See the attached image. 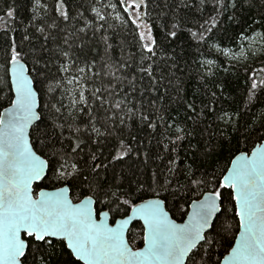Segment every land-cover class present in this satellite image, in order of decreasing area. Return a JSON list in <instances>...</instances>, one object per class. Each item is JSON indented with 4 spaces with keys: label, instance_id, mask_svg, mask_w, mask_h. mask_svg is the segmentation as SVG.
I'll return each mask as SVG.
<instances>
[{
    "label": "snow or ice",
    "instance_id": "6c2138e0",
    "mask_svg": "<svg viewBox=\"0 0 264 264\" xmlns=\"http://www.w3.org/2000/svg\"><path fill=\"white\" fill-rule=\"evenodd\" d=\"M118 4L137 10L116 19L134 25L140 41L139 55L119 65L98 63L70 34L46 46L59 21L84 15L67 0H56L51 23L48 6L33 0L19 39L0 41V264H264V110L249 115L264 105V79L253 72L238 100L224 80L204 84L221 56L247 59L221 46V17L243 38L244 26L264 28V0ZM151 11L163 40L146 23ZM182 11L199 16L195 31ZM104 23L85 21L78 32ZM29 28L41 34L38 46ZM193 43L204 91H189Z\"/></svg>",
    "mask_w": 264,
    "mask_h": 264
},
{
    "label": "trees",
    "instance_id": "16d2710c",
    "mask_svg": "<svg viewBox=\"0 0 264 264\" xmlns=\"http://www.w3.org/2000/svg\"><path fill=\"white\" fill-rule=\"evenodd\" d=\"M42 2L48 6V10L51 15L44 16V13L39 11L38 15L44 16V20L47 23H51L52 16H58V13L52 11L56 0H42ZM190 2H196V0H190ZM32 3L33 0H0V41L6 40L11 35H15L19 39L25 26L28 25L32 18ZM67 3L71 6L73 13H75L78 9L80 12H83L84 15L83 17L73 19L70 22L59 21V28L57 30H53L52 33L57 36V40L52 41L49 39L46 44L47 47L56 48L58 44L62 45L63 37L70 34L69 42L74 46L79 43H86L87 47H91L93 49L92 55L96 57L98 63L103 59L108 60L110 64L114 63L119 65L122 60L131 59V53H135L137 56L139 55V30H135V26L131 23L121 25L120 21L116 19L117 15H119L122 19L129 21L134 19L129 8L127 11L124 10L125 7H127L126 5L118 4V0H67ZM109 4H116V9L113 10L111 7H105V5ZM93 7L100 10L101 14L108 18L106 23L94 19L95 14L91 10ZM9 10L15 11L14 18L6 15V11ZM140 11H143V9ZM209 11L210 7L205 10V17ZM151 15L153 19L147 20L146 23L151 25L152 35L155 36L158 41L163 40V32L160 29L159 23L154 22L156 12L151 11ZM180 15L192 21L191 23H186L184 27H193V30L195 31L196 28L193 25L195 20L200 19L199 16L195 12L189 13L187 11H182ZM254 15H256V18L259 19L257 14ZM221 19L224 20V26L221 29L219 36H224V30H227V35L225 36L221 46L230 48L238 55L243 49L247 53V59L241 58L239 61L228 60L221 56L217 61L220 67H214L212 69V71L216 73L215 77H210L204 80V84L211 89L215 82L224 80L226 83L231 85L229 92H231L238 100L244 92V89L251 82L250 78L252 77L253 72L255 73L254 78L257 81L264 79V71H260V69H264V39L258 35V33H264V28H261L258 25H252L251 28L244 26V31L242 33L243 38H241L240 27L231 24L224 17H221ZM85 21H91L97 26L100 23H104V28L96 31L95 27H93L89 28L86 33L78 32V29L84 27ZM37 23H39V21H37ZM249 23L251 24V19H249ZM60 29H63V31H60ZM28 31L33 35L34 44L38 46L43 42L40 33H34L32 28H29ZM215 31L216 30L214 29L213 32ZM93 32H95V35H93ZM102 36L108 37V43L112 46L108 56L104 55L105 42L101 39ZM219 36L215 41L217 43L220 42ZM253 36L259 37L263 46L257 44L254 50H248V48L245 47L248 46L247 44L249 43L245 41ZM188 39L186 31L181 34V39L179 41L181 47H187L185 42L188 41ZM211 42L212 41H210V43ZM166 47H168L170 52L171 47H176V43L174 42L171 46L166 45ZM201 50L204 51L207 58L215 59V54L209 55L205 49L202 48ZM177 51H180V48H177ZM253 53H256V55H253ZM196 58L197 54L195 53V45L193 43V46L188 48V55L186 56V59L189 60L188 70L192 73V79L189 81L190 92H195L197 89L204 91L200 85V78L206 69H201L199 65L195 63ZM224 68H227L228 71L225 72ZM117 75H119V73H117ZM107 79L108 78L105 77V82ZM121 95H123V93H121ZM150 98L152 97L145 95L142 99L145 103H147V100ZM191 98L192 97H190V99ZM197 103H199V101H197ZM261 110H264V105L253 109V112L249 115H258ZM170 111L173 116L177 115L174 110L170 109ZM179 115H183V110L180 111ZM152 150L153 152H164L163 145H157L155 141L153 142Z\"/></svg>",
    "mask_w": 264,
    "mask_h": 264
},
{
    "label": "rangeland",
    "instance_id": "374dc122",
    "mask_svg": "<svg viewBox=\"0 0 264 264\" xmlns=\"http://www.w3.org/2000/svg\"><path fill=\"white\" fill-rule=\"evenodd\" d=\"M130 2H131V0H129V3H130ZM129 10H130L132 16H133L134 19H135V16H136V12H137V10H136L135 8H129ZM138 22H139V21H138ZM245 42L249 43V44H247L248 46L245 47V48H248V50H254V49L256 48V45H257V44L263 46V44L261 43L259 37H255V36H253V37H251V38H249V39H246Z\"/></svg>",
    "mask_w": 264,
    "mask_h": 264
}]
</instances>
